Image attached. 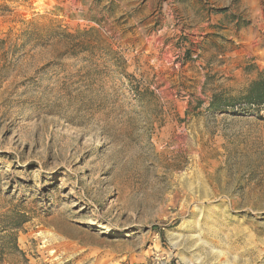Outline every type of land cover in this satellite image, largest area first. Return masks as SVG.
I'll list each match as a JSON object with an SVG mask.
<instances>
[{
    "label": "rangeland",
    "instance_id": "1",
    "mask_svg": "<svg viewBox=\"0 0 264 264\" xmlns=\"http://www.w3.org/2000/svg\"><path fill=\"white\" fill-rule=\"evenodd\" d=\"M261 70L264 0H0V264H264Z\"/></svg>",
    "mask_w": 264,
    "mask_h": 264
},
{
    "label": "trees",
    "instance_id": "2",
    "mask_svg": "<svg viewBox=\"0 0 264 264\" xmlns=\"http://www.w3.org/2000/svg\"><path fill=\"white\" fill-rule=\"evenodd\" d=\"M210 106L216 110H239L241 113L251 111H264V70L258 72L256 78L237 96H228L225 92L212 97ZM264 119V115L260 117ZM26 222V217L22 216L20 226ZM19 228V227H18Z\"/></svg>",
    "mask_w": 264,
    "mask_h": 264
}]
</instances>
